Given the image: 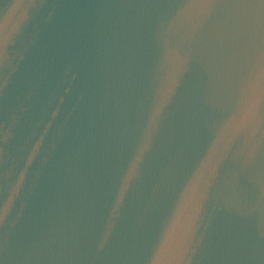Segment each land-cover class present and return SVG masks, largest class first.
Segmentation results:
<instances>
[{
	"label": "water",
	"instance_id": "obj_1",
	"mask_svg": "<svg viewBox=\"0 0 264 264\" xmlns=\"http://www.w3.org/2000/svg\"><path fill=\"white\" fill-rule=\"evenodd\" d=\"M0 264H264V0H3Z\"/></svg>",
	"mask_w": 264,
	"mask_h": 264
}]
</instances>
